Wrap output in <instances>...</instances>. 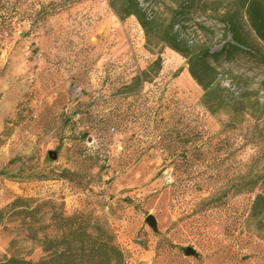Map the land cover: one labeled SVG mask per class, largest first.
Wrapping results in <instances>:
<instances>
[{"label":"rangeland","instance_id":"374dc122","mask_svg":"<svg viewBox=\"0 0 264 264\" xmlns=\"http://www.w3.org/2000/svg\"><path fill=\"white\" fill-rule=\"evenodd\" d=\"M139 2L161 36L175 23L202 56L193 67L222 89L215 108L203 107L189 59L160 38L148 45L136 17L121 18L111 0H0V209L8 215L18 198L55 203L24 226L0 225V254L45 258L28 226L45 227L38 240L61 238L55 212L98 218L125 264H264V42L246 0ZM229 24L240 50L206 55L237 46ZM159 56L160 74L126 90ZM159 100L166 116L220 144L212 168L189 176L150 146L140 113ZM244 176L251 184L234 188Z\"/></svg>","mask_w":264,"mask_h":264},{"label":"trees","instance_id":"16d2710c","mask_svg":"<svg viewBox=\"0 0 264 264\" xmlns=\"http://www.w3.org/2000/svg\"><path fill=\"white\" fill-rule=\"evenodd\" d=\"M244 5L252 29L264 42V0H246ZM111 6L121 18L136 17L145 33L148 45L160 38L163 45L189 59L193 68L191 73L204 91L203 107L209 110L212 107L215 108L216 100L213 96L222 89L215 86L213 82L205 83L197 77L193 66L198 60H203L202 56L191 54L188 43L175 29V23H172L161 36L156 20L148 16L139 0H111ZM36 12L31 10L29 18L33 17ZM228 27L232 33V40L237 43V46L227 45L220 52L214 53L207 50L206 55L220 56L222 52L226 51V48L240 50L238 45H243L240 33L234 25L229 24ZM161 61L159 56L144 71L138 72L133 82L125 87L126 90L133 87L143 90L147 83L160 74ZM206 66L209 68L208 63ZM169 108L170 105L169 107L168 104L164 105L162 100L156 101L153 106L145 104L141 108L140 117L146 125L150 146H153V149L165 151L172 159L171 164L175 171L186 173L189 176L199 173L203 167L204 170L212 168L215 165L214 155L219 152L220 144L214 145L212 139L206 137V133L201 128L181 120L177 113L171 111V114L166 116L165 111H170ZM206 181L207 179H203L197 182L199 186H204ZM251 182L249 177L244 176L238 179L234 188L248 186ZM54 204L53 201H48L33 207L28 200L18 198L10 207H7L8 215L0 209V225H3L6 220L19 219L18 225L24 226L27 224L26 221L31 223L41 216L43 212L41 209L44 205L52 206ZM77 218V215L59 217L53 212L52 231L63 234L61 238L51 237L38 240L39 231H44L45 227L33 230L29 225V231L34 240L33 244L42 249L46 253V257L39 261H33L19 256L0 254V264H125V256L116 243L114 234L98 218H95L94 221L81 220L80 222Z\"/></svg>","mask_w":264,"mask_h":264},{"label":"water","instance_id":"95a60500","mask_svg":"<svg viewBox=\"0 0 264 264\" xmlns=\"http://www.w3.org/2000/svg\"><path fill=\"white\" fill-rule=\"evenodd\" d=\"M52 154L50 153V156ZM56 157H54L55 159ZM146 222L148 223V225L150 227H152L153 229H156V226H157V223H156V220L153 216H148L147 219H146ZM187 255H190V254H194V251L191 250V249H188L187 252H186Z\"/></svg>","mask_w":264,"mask_h":264}]
</instances>
